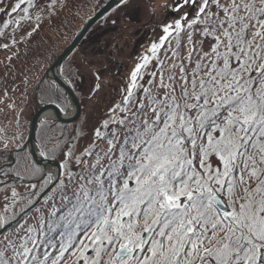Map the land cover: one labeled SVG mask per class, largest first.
Listing matches in <instances>:
<instances>
[{"label": "snow or ice", "instance_id": "1", "mask_svg": "<svg viewBox=\"0 0 264 264\" xmlns=\"http://www.w3.org/2000/svg\"><path fill=\"white\" fill-rule=\"evenodd\" d=\"M163 8L160 36L85 147L83 124L66 135L44 120L39 155L59 162L56 173L21 153L22 142L15 165L0 166L4 177L30 181L28 198L13 188L0 213V264H264V0ZM43 11L35 0H0L4 29L34 17L29 36ZM85 64L96 97L103 77ZM44 94L61 107L58 84ZM5 151L9 142L0 159L10 164ZM41 199L50 209L25 219Z\"/></svg>", "mask_w": 264, "mask_h": 264}, {"label": "trees", "instance_id": "2", "mask_svg": "<svg viewBox=\"0 0 264 264\" xmlns=\"http://www.w3.org/2000/svg\"><path fill=\"white\" fill-rule=\"evenodd\" d=\"M109 1L110 0H55L54 7H49L53 4V0H35V2L38 3L39 6L44 9V11L41 13L42 20L40 21V27L36 29V31L32 32L31 36H29L28 33L31 32L36 25L34 17L31 21L21 22L19 27L13 24L10 25L7 29H4L3 22L7 19H10V17H3L2 14H0V31L4 32V35L0 36V151L3 150L4 142H9V148L11 149V151H5L3 153L7 160L11 161V163H5L3 159H0V166L8 169L15 165L17 143L22 142L25 145L24 149L19 150L21 153L30 151L27 146V142L30 134L31 122L35 114L46 105L56 106L55 104L47 102V96L44 94L48 91L49 86L54 81L49 78L48 71L56 62V60L61 56V54L65 51V49L70 46L76 36L81 32L85 24L94 15H96ZM7 2L14 3V0H7ZM59 4H63L64 7H67V9H71V13L73 12L74 7L78 8L77 11L73 12L75 15L83 17L86 14H88V16L91 14L85 24L78 27L71 41L68 42L66 47L60 53H58L57 44L52 43L54 42V38L56 37L53 34L67 32L68 30H72L74 26L71 13L67 12L69 13L70 17L62 14V12H60L62 6ZM119 5L120 3L115 6L109 13H107L102 19H100L94 26L101 23L102 21L104 22L106 19L110 18L113 15L114 19L116 17V11H120L121 7ZM64 10H66V8H64ZM32 11H35V9H33ZM81 13L83 14L81 15ZM155 14L157 15V13ZM131 18L129 17V19ZM140 18L141 17H139L138 20H140ZM152 24L153 22L149 25ZM116 26L117 25L111 27L115 28ZM93 27L88 31L78 47L60 66V76L67 82L70 79L75 81L72 84H68L73 90L77 99L79 88L77 84L78 82L82 83L84 81V76L82 75V77L77 79L73 75V73H75L73 67L72 73L68 74L66 71H68V66L73 63L71 58L77 52L83 41L89 36V32L92 31ZM127 29L130 28L126 27L124 30ZM105 30L107 29H103L102 31ZM13 39L16 41L15 44H13L12 42ZM5 44L8 45L7 48L3 47V45ZM114 62L116 63L117 61ZM62 69L64 70L63 74H61ZM41 81H43L44 83L42 84ZM60 88L63 90L64 95H66L69 100L66 90H64L61 86ZM119 99L120 98H118L116 102H118ZM60 100L63 101V95L60 97ZM57 108L60 111L61 108H64L65 111H61L63 114H65L67 110V107L63 105V103L61 104V107ZM30 110H33L31 116L29 115ZM81 110V113H83L82 106ZM116 115L117 118H119L120 114L117 113ZM80 116H82V114ZM107 116L108 112L97 119V123L94 127L83 130L86 135L85 137L81 138L79 147H85L90 142V140L93 138L94 129L99 127V122L102 121V119H106ZM79 118L76 120V122L67 124L53 120H49V122L54 123L55 126L65 128L67 130V135L79 129L78 126L82 123ZM41 122H39L35 134L36 150L38 154V145L40 144L41 136L43 135V125ZM73 128L76 129L72 130ZM21 134L23 135V141L19 140ZM86 138V144L83 145V142ZM104 147L106 148L107 145L105 144ZM77 155H79V151L77 152ZM32 159H34L33 156ZM38 165L43 168L40 164ZM29 182L30 181L22 182L17 180L14 176L8 178L0 174V200H3V203H1L2 206H0V213L3 212V206L5 205V203H11V191L13 188H15V190L22 196L28 198V190L26 188V185ZM20 187L23 189H20ZM40 194L42 195L43 192H41ZM5 196L9 197L8 201L5 200ZM48 196L55 200L56 207L63 209L66 202H61L58 189H53L52 191H50ZM17 199H19V197H17ZM51 203V200L46 202L44 199H42L41 202L34 209H32L29 217H25V219H31L32 216H35L37 208L50 209ZM19 208L20 204H17L15 210L19 212ZM8 211L10 213L12 211V208H9Z\"/></svg>", "mask_w": 264, "mask_h": 264}, {"label": "rangeland", "instance_id": "3", "mask_svg": "<svg viewBox=\"0 0 264 264\" xmlns=\"http://www.w3.org/2000/svg\"><path fill=\"white\" fill-rule=\"evenodd\" d=\"M165 2L166 0H134L132 7L124 10L120 8L119 12L116 11V17L114 18L118 21L120 20L117 26L115 28L111 27L113 25H111L110 21L114 15L94 26L92 31L89 32V36L83 41L77 52L71 58L73 63L71 62L72 64L68 66V71L66 72L70 74L73 68L75 72L77 67L81 66L80 71L84 76V81L82 83L78 82L77 84L79 87L77 93L78 101L83 108V113H81L83 119L80 116L79 120L82 123L78 126L79 128L82 124L83 130L94 127L97 119L108 112V108L120 98V91L128 83L129 73L138 58L145 53L150 43L157 40L160 36V31L156 25L165 18V9L163 8ZM59 5L62 6L60 12L70 17L69 13H71V9H67L63 4ZM77 10L78 8H73V12ZM73 12L71 13L73 29L64 33L53 34L56 37L52 43L57 44L58 53L66 47L78 27L83 26L91 15L88 16L86 14L82 17L75 15ZM152 12L157 13V15L155 14V19L153 18ZM129 17L133 18L129 19ZM139 17H141L140 20H138ZM152 22L153 24L149 25ZM126 27L130 29L124 30ZM103 29L107 30L102 31ZM85 61L90 62L92 68L98 69L103 77L102 91L96 97L92 98L89 97V89L92 86L93 77L90 71H86L88 65L85 64ZM114 61L117 62L115 63ZM63 105L67 107L65 114L71 115L73 105L64 93ZM32 112L33 110L29 111L30 116ZM86 141L87 138L84 140L83 145L86 144ZM81 147L83 148L84 146ZM49 171L55 174L53 170ZM20 189L23 188L20 187ZM2 201L0 200V206H2Z\"/></svg>", "mask_w": 264, "mask_h": 264}, {"label": "water", "instance_id": "4", "mask_svg": "<svg viewBox=\"0 0 264 264\" xmlns=\"http://www.w3.org/2000/svg\"><path fill=\"white\" fill-rule=\"evenodd\" d=\"M120 0H110L96 15H94L83 27L81 32L76 36L73 42L66 48V50L61 54V56L56 60L53 66L48 71V76L52 78L56 83H58L64 90H66L67 95L71 104L73 105V111L71 115L63 114L56 106L46 105L41 108L34 116L31 126L30 134L27 142V146L32 153L35 161L40 164L46 171L53 170L55 173L59 168V163L55 161L45 160L41 157L36 150L35 134L39 122L42 120H55L61 123H70L76 121L81 115V105L75 96L73 90L70 88L68 82L64 80L60 74V66L62 63L71 55V53L78 47L80 42L83 40L88 31L107 13H109ZM51 113L52 117H47V114ZM50 192V191H49ZM48 192V194H49ZM44 194V193H43ZM43 194L41 196H43ZM42 200V199H41ZM41 200L34 205L33 209L41 202Z\"/></svg>", "mask_w": 264, "mask_h": 264}, {"label": "bare ground", "instance_id": "5", "mask_svg": "<svg viewBox=\"0 0 264 264\" xmlns=\"http://www.w3.org/2000/svg\"><path fill=\"white\" fill-rule=\"evenodd\" d=\"M67 115H69V114H67ZM53 115L51 114V113H48L47 114V117H52Z\"/></svg>", "mask_w": 264, "mask_h": 264}]
</instances>
